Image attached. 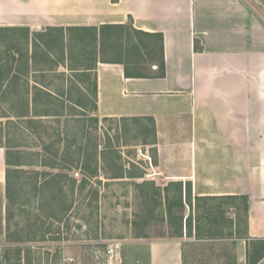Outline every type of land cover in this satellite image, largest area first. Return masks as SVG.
I'll return each instance as SVG.
<instances>
[{"label": "crops", "instance_id": "obj_1", "mask_svg": "<svg viewBox=\"0 0 264 264\" xmlns=\"http://www.w3.org/2000/svg\"><path fill=\"white\" fill-rule=\"evenodd\" d=\"M128 22L162 34L164 76L126 77L122 64L98 61L96 116L151 117L164 179L190 183L194 197L245 195L244 239H264V0H0V27L31 33ZM5 175L0 146V242ZM118 259L182 264V242L123 243Z\"/></svg>", "mask_w": 264, "mask_h": 264}, {"label": "rangeland", "instance_id": "obj_2", "mask_svg": "<svg viewBox=\"0 0 264 264\" xmlns=\"http://www.w3.org/2000/svg\"><path fill=\"white\" fill-rule=\"evenodd\" d=\"M42 31L43 29L33 33ZM76 34L69 37L75 58L72 65L80 64L82 54L79 52L81 44L77 42ZM53 35L59 36L57 32ZM21 36V33L12 35L0 32V55L14 45L21 49V43H15ZM33 36L31 33L30 38ZM33 38V42L40 41L39 35ZM56 46L53 51L55 53L59 50ZM86 56L90 57L85 54L84 57ZM37 59L39 63L35 68H46L47 62L40 51ZM58 70L66 71L61 65ZM53 75L56 74L30 71L28 76H21V82L28 79L32 83L34 80L56 89L63 81ZM19 96L17 92L11 94L7 91L3 94V89L0 88V146L5 152V146L12 147L14 151L10 158L11 164L7 166L14 183V204L10 219V234L14 241H6V234L4 235L0 242V264H110L104 254L110 243L119 242L121 246L127 242L152 239L181 240L184 264H239L244 259L252 262V258L256 257V251L249 246L250 241L244 239L245 214L243 200L239 198L198 200L191 192L188 197L191 208L186 206L185 210L186 215L190 209L192 212L191 236L186 235L185 223L182 237L174 236V227L164 214V193L157 194L158 188L163 189L170 182L162 174L168 172V168L156 167V150L151 144L144 143L152 140V132L139 130L141 125L151 128V123L146 120L104 119L91 110V103H87L84 109L77 110L75 116L60 117V123L52 122L50 117L45 118L48 119L45 120L47 131L43 134L48 142L60 133L62 138L67 134L71 142H80L82 139L83 143H87L88 138L81 137L82 129L90 131L89 144L92 145L94 141L97 143L99 171L95 177L90 178L89 185L92 188L86 186L83 194L97 189V197L88 194L84 198L80 194L77 186L83 173L77 166L69 171V175L77 179L73 195L65 187L68 191L66 201H72L69 210L64 211V203L55 184L49 186L45 196H40L38 187L45 178L42 175L35 176L30 171L51 170L56 173V170L38 164L40 158L34 154L39 145L37 135L24 129L22 125L27 126V123H19L13 116L24 111L23 96ZM76 96L77 92L74 91L73 98ZM7 116L12 119L9 123ZM95 116L98 118L97 123L92 119ZM64 144L62 141L60 147ZM78 145L79 143L72 148L75 149ZM116 155L120 157L117 158ZM119 173H122V177H115ZM232 185L243 188L246 183L242 179ZM169 188L172 197L175 194L174 186ZM183 201L185 202L184 192ZM208 228L213 233L222 229L223 234L211 235ZM42 231H45L44 235L41 234ZM143 235L146 237H136ZM55 237L61 238L58 240ZM263 254L264 252L259 254L256 260ZM111 264H115L114 261Z\"/></svg>", "mask_w": 264, "mask_h": 264}, {"label": "trees", "instance_id": "obj_3", "mask_svg": "<svg viewBox=\"0 0 264 264\" xmlns=\"http://www.w3.org/2000/svg\"><path fill=\"white\" fill-rule=\"evenodd\" d=\"M0 32L5 34L11 33L12 35L16 33L22 34L21 38H19L20 40L15 41V43H21V49L15 48L16 45H14L6 50L7 55L5 52L0 55V88L3 89V94L8 91L9 93L11 92V94L17 92L18 95L23 96L24 111L20 114H14L13 116L19 123H27V126L22 125L24 129L37 135L39 145L34 154L40 158L38 164L45 168L56 170V173H53L51 170H43L40 172L30 171L35 176L42 175L45 178L44 182L38 187L40 196H45V192L49 190V186L55 184L59 197H61L64 203V211L69 210L72 206V201L67 203L66 194L70 191V195H73L77 183V179L70 176L69 171L77 166L83 173V178L77 186L80 194H82L84 198L88 194H94V196L97 197V189L89 190L86 194H83L86 186H90V178L95 177L99 171L97 143L94 141L96 139V134L92 145L89 144V142H91L90 131H86V129H82L81 137L86 136L88 138L87 143H83L82 139L80 142H71L67 134L62 138L60 137V133L56 134L57 139L55 138L48 142L44 137L45 131H47V127L45 126V122L47 121L45 120H48L45 118L50 117L53 120L52 122L60 123V117L64 116V118H66L68 116H75V112L84 109L87 103H91V110L95 111L97 91L95 66L98 61L122 64L126 77H163L165 67L162 34L136 29L131 22L125 24H101L99 26H72L66 28L47 27L42 33H32L34 36L39 35L40 41L38 40L37 43L33 42L34 36L30 38L31 32L26 27H0ZM56 32L59 36L54 37L53 33ZM75 33H77V42L81 44L79 52L83 54H80L79 65L71 64L75 58L73 57V45L71 42L69 43L71 40L69 37ZM55 45L59 48L57 52L59 55L53 52ZM88 47H90V49H88ZM39 51L47 62L46 68H35V65L39 63L37 59ZM85 54L90 57H84ZM4 57L6 58L4 59ZM85 60L90 61L87 62ZM154 64L157 67L156 71H152L151 69V66ZM60 65L64 66L66 71H59L58 66ZM30 71L43 74H45V72H53V74H56L53 76L62 79L63 83L60 87L51 89L48 87L49 85H44L34 80L32 83L28 79L21 82V76H28ZM19 91H21V94ZM74 91L77 92L75 98H73ZM39 108H41V110H39ZM66 109L68 110L67 112ZM92 119L94 122H98L96 116ZM104 119L149 121L151 123V128L141 125L139 130H149L152 132V140L149 142L145 141L144 143L151 145L155 144V126L151 117H104ZM7 120V123H9L12 119L8 117ZM48 136V138L51 137L49 134ZM62 141H64L65 144L63 147H60ZM77 143H79V145L75 147V149L72 148ZM5 147L7 149L5 152V234L6 241L13 242L14 240L11 238L10 234V219L11 207L14 204V183L12 181L11 172L7 166L11 164L10 158H12L14 151H12V147ZM116 157L119 158L120 156L116 155ZM119 174L120 175L115 177H122V173ZM51 181L53 183H51ZM172 186H174L175 194L171 197V189L169 187ZM65 187H68V191H66ZM89 188L91 189L92 187L90 186ZM157 190V194L159 195H161L162 192L164 193V214L166 215V220L174 227L173 235L178 238L182 237L183 224L185 223L186 235L191 236V209L187 215L185 214L186 206H190L189 208H191V201L188 198L189 195H191L190 183L186 182L183 184L181 181H170L163 189L158 188ZM183 192L185 195V202L183 201ZM238 198L243 200V212L245 214L244 224L246 225L247 197L245 195L196 197L198 200ZM218 207L220 208V205ZM208 230L211 235L223 234L222 229H219V231L215 233H213L210 228H208ZM199 231L200 228L198 226L197 232ZM44 232L45 231H42L41 234L44 235ZM55 238L59 240L61 237ZM249 246L257 253L256 257L252 258V261H254L259 254L264 252V239L250 241ZM182 264H184L183 259Z\"/></svg>", "mask_w": 264, "mask_h": 264}, {"label": "built area", "instance_id": "obj_4", "mask_svg": "<svg viewBox=\"0 0 264 264\" xmlns=\"http://www.w3.org/2000/svg\"><path fill=\"white\" fill-rule=\"evenodd\" d=\"M77 174L78 173H76V175ZM119 247H120L119 242H112L106 247L104 254H105L107 261H109L110 264L112 263V261H114L115 264L118 263V261H119V259H118ZM239 264H264V254L255 261L251 262V261H246L244 259Z\"/></svg>", "mask_w": 264, "mask_h": 264}]
</instances>
